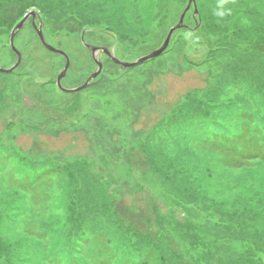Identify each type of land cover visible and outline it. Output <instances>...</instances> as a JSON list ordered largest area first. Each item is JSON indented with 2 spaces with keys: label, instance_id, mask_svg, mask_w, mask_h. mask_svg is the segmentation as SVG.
Instances as JSON below:
<instances>
[{
  "label": "rangeland",
  "instance_id": "obj_1",
  "mask_svg": "<svg viewBox=\"0 0 264 264\" xmlns=\"http://www.w3.org/2000/svg\"><path fill=\"white\" fill-rule=\"evenodd\" d=\"M194 1L195 19L190 5L155 57L187 0H13L3 10L1 69L17 61L9 36L20 10L36 12L44 41L68 57L64 89L98 68L83 31L122 63L146 60L122 68L98 52L99 74L63 93L64 58L42 47L30 20L15 33L20 65L0 73V264H264V160L246 149L224 160L171 120L197 104L208 111L189 123L199 132L227 124L245 148L264 142V0ZM233 65L247 75L225 88ZM11 154L25 167L57 166L55 176L24 195Z\"/></svg>",
  "mask_w": 264,
  "mask_h": 264
},
{
  "label": "trees",
  "instance_id": "obj_2",
  "mask_svg": "<svg viewBox=\"0 0 264 264\" xmlns=\"http://www.w3.org/2000/svg\"><path fill=\"white\" fill-rule=\"evenodd\" d=\"M25 2H27V1H25ZM12 3H13V0H0V28H6V29H9L10 28V25H9L10 23H7L6 21H2L1 19H3L2 18L3 10H6V8L8 7V5L9 4H12ZM27 5L29 7L30 6H35V7L38 6L37 3H32V0H31V3H28ZM39 6H40L39 9L42 12H44L46 10L45 7H43L41 5H39ZM22 14H25V13L20 10V15H22ZM196 30H197V28H196ZM252 47H253V49L256 48L255 45H253ZM261 52L264 54V48H261ZM232 58H233V56H232ZM230 70H231L230 77H227V78H229L228 80L226 78V80L228 81V84L226 85V87H225V85H223V84H225L226 80H222L219 83V85H214L210 89L211 90H213L215 88L216 89L217 88H222L223 89L224 87L225 88H228L229 87L228 85H230L231 82H234L235 81V80L232 79V77L233 78H236V79L240 78L239 77L240 76L239 72H242L243 74L246 73V75H247L246 70L241 69L238 65H233L232 68H230ZM239 70H241V71H239ZM13 72H11L10 74H12ZM240 89H244V88L240 87ZM194 106H195L194 109H187V110L183 111L181 115H173V117L171 118V120L174 121L175 124L180 125V127L184 128L183 129V131H185L184 132V135H188V133H189L188 131L189 130H191L193 132V129H191V128H194V132H195L194 135H195V137L198 138L196 140H200L203 144H208L209 146L206 145V146H208V148L213 147V149H215L218 154L220 152V154H219L220 156L222 154H224V155L226 154V158H224V160L228 158L229 162L232 163V161H231L232 159L235 162H238V161L240 162V160L246 159L245 158V155H246L245 149H247V147L245 148V138H244L243 134L242 135H238L237 137L234 134H232V133L228 135L227 131L230 129L231 126H227V124H224V127H223V125H219L218 128L219 129L222 128L223 129L222 131H219L218 130L217 133H211V134H207L206 135L204 132H199L198 131L199 128L201 127L200 124H198L197 127H193L192 124H189L190 122H193V120H198V122L201 120V122H202V119H205L203 116H205V114H207V112H208L207 110H204V108H198V107H196L197 104H195ZM195 108H198L199 111H195ZM203 111H206V112L203 113ZM206 120H207V122H209V119L206 118ZM195 123H197V122H195ZM246 125H247V123H246ZM246 132L247 131L245 129V133ZM189 137H191V136H189ZM189 140H192V139H189ZM261 141H263V137H261ZM261 141L260 142H254L251 146L253 147V149L255 151H257V150L262 151L260 155H264V142L261 143ZM260 155H258V156H260ZM11 156H12L11 158L10 157H7L6 159L8 160V163L9 162L11 163L10 165L13 166V162H15V164H17L19 166V167L17 166L16 169L14 168L15 171H16V173H17V176H18L16 178V180H15V183H14V187H16L14 189H16L17 191H19L20 193H22L24 195H26V194L29 195L30 192H33V191L37 190L40 187V185H38L39 184V181H38L39 180V177L40 178L46 177V179H47L48 182L49 181H52L51 178H50V176L52 177V175H54V173L56 172V169H57L55 167H57V166L52 165V167H48V165L45 164L44 166L43 165H40L39 167H31V166L25 167V161L23 160L24 163H22V159H20L22 156L19 155L20 158L18 157V159H14L13 154H11ZM37 170H39V172H41L40 175H38L33 180H31L29 178L28 171L29 172L34 171V172H31L32 173L31 175H33V174L36 175L38 173ZM25 171H27L28 174ZM61 172H62V175H66V171L64 169ZM42 185L47 186V183H43ZM76 246L79 247V248L82 247V245H80V244H78ZM105 246H106V244H105ZM105 246L100 245L97 248V250L100 251V253L104 252L105 253L104 256H107V253H106V248L107 247L105 248ZM132 249L134 250L133 251L134 254H137L138 253V251L134 247H132ZM80 250L81 249L71 248L68 251L70 252V256L71 257H72V254H75L74 257L75 256H78L79 257V256L82 255V253L80 252ZM0 251H1L0 254H2V256H4L5 249L1 248ZM110 257H111V254H110ZM94 258L95 259H98L97 255H95ZM125 262L126 261H124L123 264H125ZM105 264H116V263L111 262V261H108V262H105ZM118 264H121V263H118ZM132 264H134V263H132Z\"/></svg>",
  "mask_w": 264,
  "mask_h": 264
},
{
  "label": "water",
  "instance_id": "obj_3",
  "mask_svg": "<svg viewBox=\"0 0 264 264\" xmlns=\"http://www.w3.org/2000/svg\"><path fill=\"white\" fill-rule=\"evenodd\" d=\"M190 5H192L194 7L193 18L195 19L196 15H197L196 7H195V1L194 0H187V6H186L185 10L183 11L182 15L179 18L178 24L175 27H173V29L168 33V35L166 37V40L164 41L162 47L158 51H156L155 53H153L150 57H155V56L159 55L167 47V44H168L170 35H171V33H172L173 30H176L178 28H182V27L184 28L185 27V25H183V18L185 16V13L187 12V10L190 8ZM35 17L38 20L37 26L34 24ZM28 18L31 19L32 27H33V29H34L37 37H38L39 42L43 46V48L46 51L50 52V53L60 55V56H62L64 58V61H65L64 67L62 68L61 72L57 75L56 81H55V85H56L57 89L59 91L63 92V93H74V92H77V91H80V90L86 88L89 85L90 81L93 80L99 74V72L101 70V63L100 62H97L96 59H95V55L98 52L104 53L105 55H107L108 57H110V59L113 61L114 64H117V65H119L122 68L133 67V66H136V64L141 63V62H143V61L146 60V58H143V59H140L139 61H137L136 63H131V64H129V63H122V62H120V61L112 58L111 55H110V52L106 48L93 47V46L88 45L84 41V38H83L84 33L86 31H83L81 33V35H80V43H81L82 47H84L86 50H88L90 52V55L93 58L94 62L97 64L98 68H97V71L95 73H93L92 75H90L89 79L82 86H80L78 88H75V89H64V88L61 87L60 81L64 78V76L66 74V71H67V69L69 67V59L65 55V53H63L61 50H58V49L53 48L52 46L48 45L44 41V38H43V35H42V31H41V23H40V20H39V16L37 15L36 12L30 11V12H27V13H25L23 15L22 19L12 29V31L10 33V36H9V46H10V49L12 50V52L16 55V60L17 61L9 69H1L0 68V73H2V74H10L19 65V63L21 61V56H20L19 52L16 50V48L14 47L13 39H14L15 33L26 23V21L28 20ZM197 26L198 25H196L195 28H197Z\"/></svg>",
  "mask_w": 264,
  "mask_h": 264
},
{
  "label": "snow or ice",
  "instance_id": "obj_4",
  "mask_svg": "<svg viewBox=\"0 0 264 264\" xmlns=\"http://www.w3.org/2000/svg\"><path fill=\"white\" fill-rule=\"evenodd\" d=\"M217 129L213 128L211 130H209V134H211L213 131H216ZM248 152L253 153V155L250 158H260V159H264V155H260L259 157H257V155L254 153V149L251 145L247 146L246 149ZM0 155H2V152H0Z\"/></svg>",
  "mask_w": 264,
  "mask_h": 264
},
{
  "label": "flooded vegetation",
  "instance_id": "obj_5",
  "mask_svg": "<svg viewBox=\"0 0 264 264\" xmlns=\"http://www.w3.org/2000/svg\"><path fill=\"white\" fill-rule=\"evenodd\" d=\"M28 20H30V25L32 26L31 19H30V18H28ZM28 20H27V21H28ZM27 21H26V22H27ZM36 21H37V24H38V20H37V18H35V19H34V24L36 23ZM73 89H75V88H73Z\"/></svg>",
  "mask_w": 264,
  "mask_h": 264
},
{
  "label": "clouds",
  "instance_id": "obj_6",
  "mask_svg": "<svg viewBox=\"0 0 264 264\" xmlns=\"http://www.w3.org/2000/svg\"><path fill=\"white\" fill-rule=\"evenodd\" d=\"M219 15H220V16H223V15H225V13H220Z\"/></svg>",
  "mask_w": 264,
  "mask_h": 264
},
{
  "label": "bare ground",
  "instance_id": "obj_7",
  "mask_svg": "<svg viewBox=\"0 0 264 264\" xmlns=\"http://www.w3.org/2000/svg\"><path fill=\"white\" fill-rule=\"evenodd\" d=\"M41 44V43H40ZM43 47V46H42ZM20 64V63H19Z\"/></svg>",
  "mask_w": 264,
  "mask_h": 264
}]
</instances>
